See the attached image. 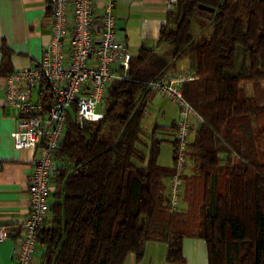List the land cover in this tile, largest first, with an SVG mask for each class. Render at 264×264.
<instances>
[{
	"label": "trees",
	"instance_id": "obj_1",
	"mask_svg": "<svg viewBox=\"0 0 264 264\" xmlns=\"http://www.w3.org/2000/svg\"><path fill=\"white\" fill-rule=\"evenodd\" d=\"M199 19L206 25L194 36ZM185 57L195 78L183 96L202 118L188 146L196 172L187 176V162L184 176L192 212L200 197L198 221L170 208L177 138L172 167L159 162L167 142L158 134L177 125L155 123L149 144L142 139L150 83ZM243 82L264 84V0H177L156 46L140 47L109 89L103 119L79 125L69 115L40 264L140 261L147 242L166 244L168 263L186 264V238L206 241L208 264H264V100L249 97Z\"/></svg>",
	"mask_w": 264,
	"mask_h": 264
},
{
	"label": "built area",
	"instance_id": "obj_2",
	"mask_svg": "<svg viewBox=\"0 0 264 264\" xmlns=\"http://www.w3.org/2000/svg\"><path fill=\"white\" fill-rule=\"evenodd\" d=\"M176 4L177 0H167L168 11ZM112 7L107 6L98 14L95 0H50L51 42L41 60L4 79L5 103L19 113L14 147L37 153L29 185L30 216L23 223L22 237L15 248L16 264H34L35 257L45 248L39 237L52 212L55 158L65 138L69 115L79 125L102 120L109 89L125 79L135 55L119 39ZM191 79L168 73L150 83L155 95L180 108L176 123L177 172L169 188L172 212L181 205L192 126L202 122L183 96V84ZM9 238V230L0 228V244Z\"/></svg>",
	"mask_w": 264,
	"mask_h": 264
},
{
	"label": "crops",
	"instance_id": "obj_3",
	"mask_svg": "<svg viewBox=\"0 0 264 264\" xmlns=\"http://www.w3.org/2000/svg\"><path fill=\"white\" fill-rule=\"evenodd\" d=\"M109 5H113L112 14L118 24L119 39L134 54L142 46H156L160 27L169 12L167 0H95L96 13H103ZM51 25L50 0H0V228L5 227L10 232V238L0 244V264H16L15 248L22 237L23 223L30 216L29 185L33 162L37 157L35 151L17 150L14 147L13 133L18 126L19 113L5 103L4 79L41 60L51 42ZM171 71H177V74L189 71V60L185 57ZM156 97L160 98L158 115L163 119L159 124L169 126L177 123L178 119H174L172 124L166 122L168 112L160 106L166 101L175 105L178 109L177 118L180 115L179 106L158 95L152 102ZM153 108L151 103L145 119ZM161 138L166 144H171L172 138L169 139L167 134ZM172 165L173 162L162 166ZM166 186L170 188V180ZM56 188L53 181L52 200ZM167 252L166 244L147 242L143 258L137 261L136 256L131 254L125 264H172L166 260ZM183 255L186 264H208L206 241L200 238L184 239ZM40 256L38 254L35 257L34 264H40Z\"/></svg>",
	"mask_w": 264,
	"mask_h": 264
},
{
	"label": "rangeland",
	"instance_id": "obj_4",
	"mask_svg": "<svg viewBox=\"0 0 264 264\" xmlns=\"http://www.w3.org/2000/svg\"><path fill=\"white\" fill-rule=\"evenodd\" d=\"M200 16L201 17H209V15L207 13H202ZM204 25H206V21L205 20H203V19L195 20L193 22V35L194 36L198 35L201 32V28H203ZM242 54H243L242 50H240L239 51V59H240V56ZM186 58L188 59V57H186ZM182 64L183 63H181V65ZM238 68H239V65L237 67V70H238ZM175 72L176 73H173L171 71L169 73H172L174 76H178L180 74H183V75H187V76L192 77V79L195 78V75L191 74L190 71H183L181 73L178 72V74H177V71H175ZM241 88H243L245 90L246 94L249 97H256V99L258 101L264 100V84L254 85L252 83L243 82V83H241ZM155 96H157V95L154 94L153 98ZM159 102H160V98L159 97H156L155 101H153V102L151 101V103H153V106H154V108L152 109L153 111L151 110L149 112L148 117H146L145 122H143V130H144L145 137H142V139H143L144 142H146L148 144H149V137L148 136H150L151 133H152L153 125L155 123H162V120H163L162 118H159V115H158V107H157V105H159ZM107 105H108V102L106 101L104 103V105H103V110L104 111H105V108L107 107ZM151 107H152V105H151ZM160 107L164 108V110L166 112H168V116L165 119L166 122L169 121L170 124H172L174 119H179V118H177L178 117V109L175 107V105H173V104L169 103L168 101H166L163 104H161ZM148 109H149V107H148ZM156 119H158V120H156ZM196 124L198 125L199 123H195V125ZM193 127H194V125L192 126V128ZM177 130H178V128H177ZM163 132L161 131L158 134V137L161 138V136L163 137V136H166V134H167L169 139L172 138L171 141H174V139H176L175 136L177 137V131H173V129H170L169 127H168V129H166ZM193 139H194V136L192 135L190 141H193ZM171 141H170V143H171ZM141 150H144V149L142 148ZM186 157H187V160H189L188 162L190 164L189 165V169H188V171L186 173H187V176H191L192 174H194L196 172V168H195L193 162H191L192 161L191 160L192 157H191V152L189 151V149L186 152ZM222 158L225 159V156H223ZM173 159H174L173 146L171 144H169V143L168 144H166V143L163 144L162 149H161V155H160V158H159V162L162 165L168 166V165L172 164ZM166 184H167V182H166ZM185 188H183L184 190H183L182 196H181V205H180L179 210L177 212L188 215V214H190L192 212V206L191 205L193 203L191 201H190V203L187 200L185 201ZM199 209H200V197L197 199V203L195 204V209L191 213L192 216H193V220H195V221L199 220Z\"/></svg>",
	"mask_w": 264,
	"mask_h": 264
},
{
	"label": "water",
	"instance_id": "obj_5",
	"mask_svg": "<svg viewBox=\"0 0 264 264\" xmlns=\"http://www.w3.org/2000/svg\"><path fill=\"white\" fill-rule=\"evenodd\" d=\"M199 9L201 11L210 12V13H214V11H215V9L207 7V6H204V5H200Z\"/></svg>",
	"mask_w": 264,
	"mask_h": 264
}]
</instances>
